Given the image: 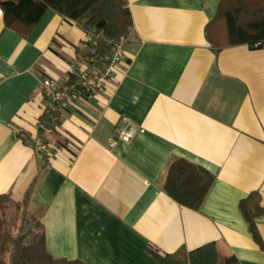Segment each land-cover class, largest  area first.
<instances>
[{"label":"crops","instance_id":"crops-1","mask_svg":"<svg viewBox=\"0 0 264 264\" xmlns=\"http://www.w3.org/2000/svg\"><path fill=\"white\" fill-rule=\"evenodd\" d=\"M219 1L127 0L123 60L102 91L59 111L44 158L30 146L46 105L40 79L65 76L87 47L83 26L48 9L22 38L0 9V195L19 201L35 181L28 209L52 256L157 264L147 247L214 243L221 260L264 264V214L259 243L239 208L251 191L264 208V48L209 46L203 30ZM122 117L136 128L129 141L115 137ZM179 158L214 175L199 210L164 191Z\"/></svg>","mask_w":264,"mask_h":264},{"label":"trees","instance_id":"trees-1","mask_svg":"<svg viewBox=\"0 0 264 264\" xmlns=\"http://www.w3.org/2000/svg\"><path fill=\"white\" fill-rule=\"evenodd\" d=\"M0 9L4 27L22 38L32 32L48 9L83 28L96 29L108 39L124 40L133 28L127 0H0ZM203 34L214 51L242 44L264 48V0H220ZM82 51L88 53L87 47L76 48V56ZM213 181L214 175L205 168L179 158L168 167L164 191L179 205L196 211ZM34 187L33 180L19 201L0 195V264H84L79 259L54 257L47 251L41 220L28 209ZM239 208L253 238L262 243L256 226V219L264 214L258 191H251L242 199ZM11 209L16 214L14 225L6 216ZM147 251L157 264H240L232 255L221 260L214 243L172 254H159L149 247Z\"/></svg>","mask_w":264,"mask_h":264},{"label":"built area","instance_id":"built-area-1","mask_svg":"<svg viewBox=\"0 0 264 264\" xmlns=\"http://www.w3.org/2000/svg\"><path fill=\"white\" fill-rule=\"evenodd\" d=\"M87 52L75 56L64 77L40 79V92L46 101L39 133L30 139V146L41 158L49 153V134L56 124L59 111L69 107L71 100L80 95L103 90L113 67L124 58L123 39H108L94 28H83ZM136 133L131 120L122 117L115 129V137L129 141Z\"/></svg>","mask_w":264,"mask_h":264},{"label":"rangeland","instance_id":"rangeland-1","mask_svg":"<svg viewBox=\"0 0 264 264\" xmlns=\"http://www.w3.org/2000/svg\"><path fill=\"white\" fill-rule=\"evenodd\" d=\"M14 213H15L14 209H11V210L7 211V215L6 216H7L8 220H9V222H10V225H14V223L16 222V214L14 215Z\"/></svg>","mask_w":264,"mask_h":264}]
</instances>
